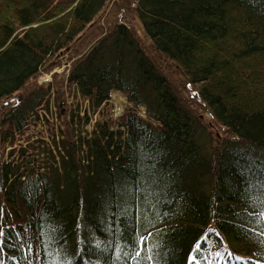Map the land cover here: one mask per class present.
Masks as SVG:
<instances>
[{
    "label": "trees",
    "instance_id": "trees-1",
    "mask_svg": "<svg viewBox=\"0 0 264 264\" xmlns=\"http://www.w3.org/2000/svg\"><path fill=\"white\" fill-rule=\"evenodd\" d=\"M108 1L0 0V264H197L207 237L220 264H264V0L116 2L147 38L135 49L122 22L93 24ZM65 50L67 85L104 119L86 132L76 103L61 162L40 141L4 160L60 95L57 72L34 82Z\"/></svg>",
    "mask_w": 264,
    "mask_h": 264
},
{
    "label": "rangeland",
    "instance_id": "rangeland-1",
    "mask_svg": "<svg viewBox=\"0 0 264 264\" xmlns=\"http://www.w3.org/2000/svg\"><path fill=\"white\" fill-rule=\"evenodd\" d=\"M116 2L117 3L132 2L134 6L135 4H137V0H109L104 10L100 13V15H98V18H96L93 21V24L95 25L96 23H98L100 25H103V32L106 34L104 36H107L114 29V25L116 23L122 22L127 26V31L129 32V34H127L126 40L127 39L132 40L131 43L132 49H135L136 47H142L143 43L145 44L147 42V38L144 36V34L140 29L139 20H137V18H135L131 14H128L124 10L122 11L123 13L121 15H116L115 14ZM115 43H114V38L108 36L107 40L104 42V45L106 47L110 46V48H113V46H115ZM128 45L129 44L126 41L119 42L116 44V48L119 47L120 50H123L126 49ZM91 46L92 44L89 45L86 43L87 49L90 48ZM69 52L70 50H65V52L62 51V53L60 54L61 55L60 62L53 72H51L52 69L41 71L40 74L37 76L36 78L37 81H35L34 83H36V85H40L47 82L49 83L53 79L54 76L53 74L55 73V71L57 72L58 75L60 74L62 76V80H61L62 85H60L59 87L60 95L56 92V89L51 88V93L48 98V105L46 110L45 108H41L38 110L42 114V117H39L40 122L35 126L34 132L32 133L27 132L29 134L27 133L24 134V136L21 139H18V141H15V143L12 145L7 144V147L5 148V153L2 157L4 158V160L6 159L8 161L12 160L13 162H17V160H19L18 155L20 149L24 147L28 148V144L29 143L31 144L32 141L34 142L36 141L35 145H37L40 141V142H47V144L51 147L53 151L52 154L55 157L54 160L56 162L57 160L61 162L62 153L64 154V151H62V142L63 144H65L68 137V135L65 133V125L63 121L64 119L68 120L70 118L71 112H69V109H72V111L74 110L75 114L77 115L76 112L78 110L75 109L74 106L77 105L76 103H78L80 105L79 110H82L84 108L87 111H89L87 109L88 106H86L88 104V99L86 98L82 99V97L78 96L75 93L74 88L69 87L67 85V81L65 80L68 74L67 66L71 65V62L77 57H79L78 55L71 56ZM110 54L108 55L107 53L108 57L110 56ZM167 74H168V78H170L174 82L173 86L177 89V91L180 94H183V91L180 88L181 82H179V79L177 77L178 75H175L176 74L175 71L169 72ZM109 97L110 98L107 101L111 107L113 119L117 118L119 113L124 111L126 107L130 106V103L126 98V95L124 93L119 92L118 90H112L111 93L109 94ZM143 107H145V105L138 107L137 111L141 117L147 119L145 117ZM44 114H46L47 116H45ZM87 116L88 118L89 117L90 118L88 119L87 123L83 125V128L86 129V132L90 131L92 127L95 126L94 123L95 119H98L97 112L93 114L91 111H89V114H87ZM202 118H204L203 115ZM74 119H75L74 122H77L76 117ZM198 130L202 133L204 139H206L203 129L201 130L198 129ZM83 135H86L84 131L82 132V136ZM38 138H40L41 140H39ZM203 146H204V150L208 151L209 144L206 142V140L205 142L203 140ZM10 150L13 151L11 155H9ZM29 151L36 153L35 152L36 150L34 151L30 149ZM22 156H27V154L25 153ZM38 156H39V160H41V164L44 166L45 165L44 159H46L45 155H43L42 153H38ZM52 159L53 158L49 159L47 157L48 162L52 161ZM55 161H53L55 165H58ZM207 238H208V247L206 248V250L204 248L203 249L204 254L202 253L204 255L205 260L204 261L201 260V262L199 261L197 262V264H220V261L221 260L224 261L223 259L225 258L223 254V249L222 248L217 249L216 247H214L213 238L211 237L210 238L207 237ZM210 253H213L212 258L207 256L208 254L210 255ZM205 255L208 257L207 259L205 258Z\"/></svg>",
    "mask_w": 264,
    "mask_h": 264
},
{
    "label": "built area",
    "instance_id": "built-area-1",
    "mask_svg": "<svg viewBox=\"0 0 264 264\" xmlns=\"http://www.w3.org/2000/svg\"><path fill=\"white\" fill-rule=\"evenodd\" d=\"M86 112H87V114H89V111H86ZM96 112H97V115H98V119H95V122H96L97 120L100 119V115H99V114L103 112V109L100 108V109H98ZM96 112H94L93 114H95ZM44 115L47 116L46 114H44ZM80 115H83V112H82V111L80 112ZM39 117H42V114H41L40 112H39ZM89 118H90V117H89ZM96 118H97V116H96ZM95 122H94V123H95ZM93 127H94V126H93ZM93 127H92V129H93ZM124 127H125V126H113V127H111V130L114 132V128H122V129H124ZM92 129H91V130H92ZM91 130H90V131H91ZM90 131H88V133H90ZM126 135H127L126 133H123V134H122V138L124 139V138L126 137Z\"/></svg>",
    "mask_w": 264,
    "mask_h": 264
},
{
    "label": "bare ground",
    "instance_id": "bare-ground-1",
    "mask_svg": "<svg viewBox=\"0 0 264 264\" xmlns=\"http://www.w3.org/2000/svg\"><path fill=\"white\" fill-rule=\"evenodd\" d=\"M104 46V48L106 47L105 45H103ZM102 46V47H103ZM107 48V47H106ZM108 50V49H107ZM67 72H68V70H67ZM37 81V80H36ZM123 113V111L121 112V113H119V115H121ZM102 119H104V116H103V114L102 113H100V119L99 120H102ZM124 129H126V127H124ZM116 130H118L117 128H114V132H116Z\"/></svg>",
    "mask_w": 264,
    "mask_h": 264
}]
</instances>
